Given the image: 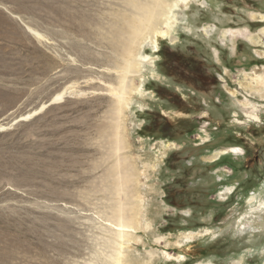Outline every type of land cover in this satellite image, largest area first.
Instances as JSON below:
<instances>
[{"label":"rangeland","instance_id":"obj_1","mask_svg":"<svg viewBox=\"0 0 264 264\" xmlns=\"http://www.w3.org/2000/svg\"><path fill=\"white\" fill-rule=\"evenodd\" d=\"M152 1L0 0V264H264V0H162L128 40ZM173 52L224 80L258 167L224 166L234 140L200 105L220 97L169 79ZM173 81L184 101L157 90Z\"/></svg>","mask_w":264,"mask_h":264},{"label":"flooded vegetation","instance_id":"obj_2","mask_svg":"<svg viewBox=\"0 0 264 264\" xmlns=\"http://www.w3.org/2000/svg\"><path fill=\"white\" fill-rule=\"evenodd\" d=\"M178 56H179L178 53L175 54V52H173L171 54L165 53L163 55L164 60L162 62H163V65L165 66V71L167 72L169 79L173 80L176 77H178L179 79L187 78L185 80L189 81V83L191 84L190 87H188V89H190L191 93H192V95L190 93L189 97L195 98L196 93H199V92L205 93V95L206 94L214 95V94L218 93V95L220 97L217 100L215 99V102H213L212 106H209L206 101H204L203 103L200 102V105L201 106L206 105L210 109L211 108L215 109L214 116H212V115L211 116L213 117L212 121L214 123H216L215 129H217L216 131H218V134L220 136V137L219 136L218 137L220 139H223V138L225 139L226 135L228 134V132H226L225 130H227V131L230 130V133L227 137V140H231V139L234 140V142L232 141L231 145L226 146V148L228 150H222V154L224 155V157H225V155L226 156L229 155L233 159V162L230 165L224 163V166L230 168V170H231L230 173L232 175H236L237 173H239V171L242 170L240 167V163L242 162V165H243V160L245 162H248L250 160V158H253V160H251L252 163L256 162V166L258 167V165L260 164V159H259L258 155H260L261 151L259 152L258 149H255L254 153H256V154L252 155L250 152L251 144H249V146H247L246 142H245V144L243 142V144H244L243 145V152H241L240 150L242 148H241L240 143L242 141V136L240 135V130H236L235 128H232V129L229 128V130H228V128H226V124H225L226 122L224 121L225 120L224 118H226L225 113L228 114V112H227V109L222 106L223 100L221 101V99H222L221 96L223 94V90L220 89V92H217L218 90L216 89V87H219L221 84L224 85V83L221 82L223 79L216 78L215 73H214V75H207V71H202V73L201 72L194 73V71L193 72L181 71L180 69H178L177 65L175 64V62L177 61L176 57H178ZM188 59H190L188 61V65H190L191 67H192V65H193V67L198 65V61H195V58L190 56ZM199 64H200V60H199ZM192 77H194L193 81L190 79ZM179 79L178 80L175 79V81L179 84H182L181 82H183V81H181ZM190 80H191V82H190ZM175 81H173L169 84H166L165 87H157V90L163 91V88H165L166 89L165 91L167 93H169L168 94L169 97L171 96L173 98H176L179 101H184L185 99L183 98V95H185V94L182 91H180L179 89L178 90L176 89L177 83ZM225 84H226V82H225ZM209 88H211V89H209ZM197 91H199V92H197ZM188 99H191V98H188ZM204 117H206V116H204ZM217 118H221L222 120L219 121ZM214 119H216V120H214ZM235 148H237L239 151H235ZM250 156H252V157H250ZM263 157H264V153H263Z\"/></svg>","mask_w":264,"mask_h":264},{"label":"bare ground","instance_id":"obj_3","mask_svg":"<svg viewBox=\"0 0 264 264\" xmlns=\"http://www.w3.org/2000/svg\"><path fill=\"white\" fill-rule=\"evenodd\" d=\"M150 1V0H149ZM144 6L142 7L143 10L142 11H137L134 14V17H136L135 22H127L129 28L132 30L128 32V34H130V32L132 33V35L129 37L128 40H132L133 38H135V36L137 35L139 38H142L143 34L146 30V32H151L154 30L155 25L153 26L154 22H156L157 17L160 15L159 12H157V8H161L163 7V1L162 0H153L151 3H144ZM131 6V5H130ZM170 7V5H169ZM132 8V6H131ZM130 8V9H131ZM139 8V7H138ZM164 12V11H162ZM161 15L163 16V14L161 13ZM165 15V14H164ZM166 16V15H165ZM161 19V18H160ZM164 19V18H163ZM162 20V19H161ZM170 22V21H169ZM160 23V21H159ZM173 24V22H172ZM26 28L28 29V31L35 37L43 39L44 36L38 31L33 30L32 28L26 26ZM154 33V32H153ZM160 34L162 32H159ZM155 34V33H154ZM158 34V33H157ZM159 35V34H158ZM149 36V34H147V37ZM211 36V34H210ZM153 37V36H152ZM156 37V35H155ZM144 39V36H143ZM124 40V38H123ZM145 40V39H144ZM154 41V40H153ZM133 43V42H132ZM137 43V42H136ZM140 44V43H139ZM139 47V46H138ZM115 53H117L115 51ZM115 55H118L115 54ZM135 56V55H134ZM134 56H130L133 60H134ZM129 57V58H130ZM134 57V58H133ZM130 58V59H131ZM128 59L126 60V64L124 66L125 71H121V73L128 75V73L131 72L132 70V62L131 60ZM136 62V61H135ZM137 66V65H136ZM131 84H129V82L127 81V78L124 77V80L121 81L120 85L118 86L116 92L118 91L119 94L117 95V99H118V103L121 104L122 100L124 99V96L128 93V91L130 90ZM63 91V90H62ZM60 91V93H58V95L54 98L56 101H59V99L63 98V96L66 94V92H62ZM68 93V92H67ZM66 96V95H65ZM237 149V148H236ZM255 200V199H254ZM263 205V204H262ZM261 205V206H262ZM262 208V207H261ZM260 209V208H259ZM253 210V209H252ZM121 212V211H120ZM254 212V211H253ZM121 216V214L119 215ZM123 216V215H122ZM125 219V216H124ZM115 220L117 221V223H114L115 226H117L118 228H125V227H129L130 224H127L122 218L120 217H115L113 219V222H115ZM113 225V224H112ZM129 225V226H128ZM132 226V225H131ZM130 226V227H131ZM133 227V226H132ZM120 250H118L117 252L119 253ZM124 250L122 251L123 254ZM117 255V254H116ZM120 255V253H119ZM120 256H124V255H120ZM121 258V257H120ZM116 261V260H115ZM121 261V260H120ZM118 262V261H117ZM121 263V262H120ZM119 264V263H118Z\"/></svg>","mask_w":264,"mask_h":264}]
</instances>
